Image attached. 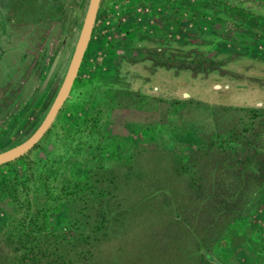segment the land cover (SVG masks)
<instances>
[{"label":"rangeland","instance_id":"374dc122","mask_svg":"<svg viewBox=\"0 0 264 264\" xmlns=\"http://www.w3.org/2000/svg\"><path fill=\"white\" fill-rule=\"evenodd\" d=\"M87 1L0 0V152L42 120ZM250 140L264 146V0H99L68 94L21 156L81 188L47 226L85 263L264 264Z\"/></svg>","mask_w":264,"mask_h":264},{"label":"trees","instance_id":"16d2710c","mask_svg":"<svg viewBox=\"0 0 264 264\" xmlns=\"http://www.w3.org/2000/svg\"><path fill=\"white\" fill-rule=\"evenodd\" d=\"M247 146L248 149L251 147L249 151L254 157L264 153V146L256 145L253 140L248 141ZM256 161L253 164L254 172L250 175L255 179L253 185L261 189L264 185L261 177L264 173V161ZM2 165L9 167L0 173V203L5 201L11 207L9 206V213L1 223L0 264H91L93 257L85 263L86 257L84 259L81 250L77 253L73 251L69 240L47 226L48 215L78 201V193L81 191L77 187L78 183L63 177L57 180L59 166L53 162L48 165L39 164L37 160L20 156ZM246 170V167L241 166L231 174L237 183L234 189L229 188L227 193L219 197L224 199L220 202L223 208L231 198L236 197L241 185L246 183ZM176 214L178 212L170 210L168 216L175 219ZM66 229L68 230L67 227ZM97 231L96 228L94 232L86 233L83 240L101 233ZM10 254L12 256L8 257ZM204 256V261L208 263L210 256Z\"/></svg>","mask_w":264,"mask_h":264},{"label":"water","instance_id":"95a60500","mask_svg":"<svg viewBox=\"0 0 264 264\" xmlns=\"http://www.w3.org/2000/svg\"><path fill=\"white\" fill-rule=\"evenodd\" d=\"M98 3L99 0L87 1L85 13L82 18L81 26L70 59L68 61L67 68L63 75L62 81L57 89V92L53 100L51 101L46 113L44 114L42 120L35 128V130L26 139H24L19 144L0 152V165L12 161L26 153L35 143L38 142V140L42 137V135L50 126L58 109L66 98L68 91L71 87L72 81L75 77L85 45L87 43L92 28Z\"/></svg>","mask_w":264,"mask_h":264},{"label":"flooded vegetation","instance_id":"af4514ba","mask_svg":"<svg viewBox=\"0 0 264 264\" xmlns=\"http://www.w3.org/2000/svg\"><path fill=\"white\" fill-rule=\"evenodd\" d=\"M257 105H258V106H262L263 104L259 103V104H256L255 106H257Z\"/></svg>","mask_w":264,"mask_h":264}]
</instances>
